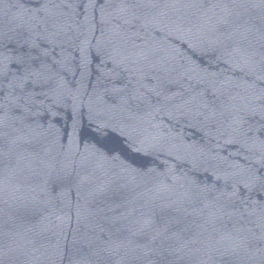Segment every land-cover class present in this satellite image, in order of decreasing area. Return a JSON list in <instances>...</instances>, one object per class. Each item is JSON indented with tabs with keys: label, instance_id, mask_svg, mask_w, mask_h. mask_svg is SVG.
<instances>
[{
	"label": "water",
	"instance_id": "water-1",
	"mask_svg": "<svg viewBox=\"0 0 264 264\" xmlns=\"http://www.w3.org/2000/svg\"><path fill=\"white\" fill-rule=\"evenodd\" d=\"M0 264H264V0H0Z\"/></svg>",
	"mask_w": 264,
	"mask_h": 264
}]
</instances>
